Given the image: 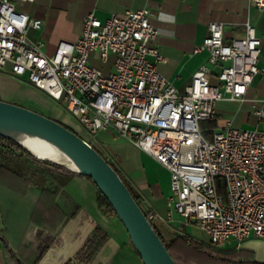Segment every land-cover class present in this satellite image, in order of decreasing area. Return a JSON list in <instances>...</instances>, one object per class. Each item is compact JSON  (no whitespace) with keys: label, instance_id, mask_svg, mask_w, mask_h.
Segmentation results:
<instances>
[{"label":"built area","instance_id":"1","mask_svg":"<svg viewBox=\"0 0 264 264\" xmlns=\"http://www.w3.org/2000/svg\"><path fill=\"white\" fill-rule=\"evenodd\" d=\"M252 1L264 7V0ZM149 14L147 6L104 21L90 13L76 41H59L46 55L42 42L27 37L28 28L40 29L42 20L18 9L14 0H0V69L9 64L13 75H27L36 88L62 101L93 146L100 130L113 129L165 166L171 206L213 246L230 239L238 245L252 237L264 240V130L227 122L209 139L200 128L216 116L217 101L243 98L259 72L261 38L246 21L243 35L227 42L222 23L210 21L195 49L208 51L207 63L180 91L147 58L165 60L155 45ZM93 52L103 62L113 55L114 70L94 65ZM218 64L219 83L213 84L211 65ZM255 114L264 121V106ZM145 214L150 222L156 217L151 211Z\"/></svg>","mask_w":264,"mask_h":264},{"label":"crops","instance_id":"2","mask_svg":"<svg viewBox=\"0 0 264 264\" xmlns=\"http://www.w3.org/2000/svg\"><path fill=\"white\" fill-rule=\"evenodd\" d=\"M14 2L31 18L42 20L40 29L28 28L27 37L32 42H42L46 55L54 52L59 41H76L83 19L90 13L104 21L113 14L122 16L128 9L147 6L150 23L156 30L155 45L165 60L156 62L153 55L147 58L180 91L190 83L194 71L207 63L208 51L195 49L207 36L208 23H222L223 38L229 42L243 35L244 23L249 21L262 40L259 72L242 99L217 101L216 116L218 128L227 122L239 127L245 120L260 122L255 110L264 106V7L252 0ZM91 57L92 63L103 71L114 70L113 55L105 62L98 59L97 52ZM211 68L210 82L218 84L220 65ZM0 99L46 113L70 128L77 126L83 136L87 133L65 106L36 88L27 75H13L9 64L0 69ZM94 143L139 194L142 206L156 214L154 224L166 242L176 234L189 235L186 225L194 223L186 222L171 206L170 172L165 166L113 129L100 130ZM28 163L46 173L44 180L35 179L29 172L19 176L14 161L9 162L0 154V264H66L96 227L107 234V240L88 264H144L118 218L99 208L98 190L89 177L64 167L51 169ZM164 229L170 232L168 239L163 236ZM227 242L233 245L224 248ZM227 242L214 246L221 254L208 264H264V240L252 237L240 245L234 239Z\"/></svg>","mask_w":264,"mask_h":264},{"label":"water","instance_id":"3","mask_svg":"<svg viewBox=\"0 0 264 264\" xmlns=\"http://www.w3.org/2000/svg\"><path fill=\"white\" fill-rule=\"evenodd\" d=\"M2 130L36 135L69 157L76 164V168L50 161L72 173L91 179L111 206L144 264H177L118 172L99 150L75 130L39 111L0 99V136L16 142L34 157L42 160L13 135Z\"/></svg>","mask_w":264,"mask_h":264},{"label":"trees","instance_id":"4","mask_svg":"<svg viewBox=\"0 0 264 264\" xmlns=\"http://www.w3.org/2000/svg\"><path fill=\"white\" fill-rule=\"evenodd\" d=\"M219 127L218 118L215 116L213 119L205 120L200 123V128L206 138H211L213 130ZM95 147V146H94ZM14 148V149H13ZM96 148V147H95ZM18 150L19 154H16L15 150ZM97 149V148H96ZM98 150V149H97ZM100 151V150H99ZM100 153L106 158V156L100 151ZM0 154L9 162L14 161L16 167L18 169L17 174L19 176L26 175L27 172L30 173L35 179L42 181L46 177V173L40 168H33L31 163H39L44 167H49L51 162L43 161L37 159L32 154L27 152L24 148H22L16 142L0 136ZM107 159V158H106ZM109 163L114 167V169L118 172L122 180L127 185L130 190L132 196L135 201L140 205L143 211L146 213L147 211H151L145 209L142 206V202L139 194L131 187L129 182L125 179V177L121 174V172L114 166L113 162L108 159ZM220 187L222 186L221 180H219ZM97 203L99 208L108 216H116L106 201V199L101 195L98 191L97 195ZM153 212V211H151ZM154 221H151L155 231L158 233L160 238L163 240L166 248L169 253L175 260L177 264H208L221 254L216 248L209 244L199 241L187 234H176L174 237L166 242L158 228L154 224ZM107 240V234L100 228L96 227L94 231L87 238L85 243L80 247V249L76 252V254L68 261L66 264H88L94 256L101 249L105 241ZM217 256V257H216Z\"/></svg>","mask_w":264,"mask_h":264},{"label":"bare ground","instance_id":"5","mask_svg":"<svg viewBox=\"0 0 264 264\" xmlns=\"http://www.w3.org/2000/svg\"><path fill=\"white\" fill-rule=\"evenodd\" d=\"M4 133L13 135L18 141H20L30 152L35 156L40 157L42 160L49 162H59L63 163L67 167L76 168V164L62 153L57 147L46 142L42 138L21 132V131H12V130H2ZM52 160V161H50Z\"/></svg>","mask_w":264,"mask_h":264},{"label":"rangeland","instance_id":"6","mask_svg":"<svg viewBox=\"0 0 264 264\" xmlns=\"http://www.w3.org/2000/svg\"><path fill=\"white\" fill-rule=\"evenodd\" d=\"M57 103L61 106H65V104L61 101H57ZM29 108V107H28ZM37 111V110H36ZM41 112V111H39ZM43 113V112H41ZM45 115H47L46 113H43ZM49 116V115H47ZM53 118V117H52ZM223 118H228L229 119V116L228 115H223ZM73 130H75L79 135L82 136V132L80 131V129L77 127V126H74L72 127ZM241 128L243 129H254V128H258L260 130H264V121H260L258 123H255L254 120H251V121H243V124L241 125ZM14 149V148H13ZM15 151H18L17 149ZM44 161V160H43ZM39 164V163H37ZM115 166V165H114ZM54 167H62L58 164H55V163H52L49 164V167L48 168H54ZM116 167V166H115ZM117 168V167H116ZM118 169V168H117ZM220 192H221V195L223 196V198L226 200V192L224 191V188L223 186H221L220 188ZM162 233H163V236L165 239H168L169 236H170V232L169 230H162ZM186 233H188L190 236H192L193 238L199 240V241H203V242H207L209 241L208 240V237L207 235L199 228L197 227L196 225L194 224H187L186 225ZM233 245V242H227L224 246V248H229Z\"/></svg>","mask_w":264,"mask_h":264}]
</instances>
